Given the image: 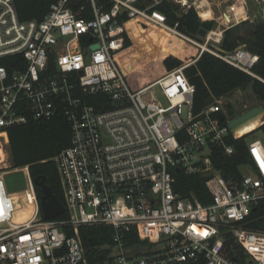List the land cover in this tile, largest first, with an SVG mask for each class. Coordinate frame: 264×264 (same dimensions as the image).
<instances>
[{"label": "built area", "instance_id": "1", "mask_svg": "<svg viewBox=\"0 0 264 264\" xmlns=\"http://www.w3.org/2000/svg\"><path fill=\"white\" fill-rule=\"evenodd\" d=\"M70 1L52 3L41 21H21L15 0H0V264H88L79 237L84 226L112 229L114 253L106 264H264V233L245 224L264 200V142H249L250 162L225 178L212 156L215 150L233 156L227 141L241 136L217 116L225 112L222 99L195 113L196 88L184 74L208 52L258 78L259 56L244 47L211 51L208 44L223 36L208 32L195 61L133 91L116 63L130 21L192 40L153 11L161 0L145 8L139 0H84L81 11L90 16L82 18ZM166 1L191 7L188 0ZM241 3L235 12L245 14ZM59 115L71 131L69 146L54 159L66 216L43 218L25 167V194L36 213L18 223V201L4 181L14 169L9 131ZM174 171L204 176L212 203L176 193ZM132 233L147 245L130 243Z\"/></svg>", "mask_w": 264, "mask_h": 264}, {"label": "trees", "instance_id": "2", "mask_svg": "<svg viewBox=\"0 0 264 264\" xmlns=\"http://www.w3.org/2000/svg\"><path fill=\"white\" fill-rule=\"evenodd\" d=\"M56 1L58 0H15V5L21 21H41L49 12L50 5ZM153 3L154 0H139L141 8ZM82 6H87L84 0H71L68 5L78 17L90 16L89 9L86 13L81 11ZM153 11L164 14L169 26L173 27L178 24V30L191 39L201 40L203 39L199 36L201 29L208 33L214 28V22L202 21L193 6L187 8L174 2L161 0V3L155 6ZM242 23L227 30L222 44L219 47L215 46L214 50L220 54H229L245 46L246 50L259 56V61L253 68V72L258 78L252 77L208 52L203 53L194 65L184 69V74L196 88L194 96L195 113L202 112L216 100L229 98L235 92L245 91L248 88H251L258 102L264 103V27L251 25L250 29L245 30V25H248L249 22ZM133 24L137 30L126 35L124 48L117 54L116 63L131 89L138 91L146 87L147 82H145L143 74L135 68L134 61L129 54L132 55L138 41L141 42L148 36L150 39H155L157 45L165 44L167 40L164 36H160V39L159 37L154 38L152 26L165 33L164 29L157 25L143 20H136ZM241 30H243L242 33H240ZM139 33H143V36L138 37L140 36ZM175 38L178 37L175 36ZM172 49L174 52H178L175 47ZM185 56V53H181L178 57H165L163 66L166 73H171L184 66L182 59ZM197 57V53L193 54L191 61H195ZM225 109L230 110L228 114L223 111L217 113L223 122L239 116L229 105H225ZM70 134V125L63 115H59L50 121H31L9 131L10 151L14 168L28 167L33 181H41L45 178V182L53 195L62 203H64L62 186L54 159L69 146ZM256 134L264 142V125L239 139L230 136L227 142L235 149V153L231 157L225 156L221 150H215L212 156L214 164L225 178L238 176L239 167L250 162L247 151L248 144L257 139L255 138ZM173 174L176 178L175 191L181 197H195L204 205L212 203V197L206 188L204 176L187 175L183 171H174ZM36 193L39 201H41L43 191L36 187ZM33 209L36 213L34 203ZM245 224L247 229L264 233V200L251 212ZM112 234V229L104 226H84L79 229V237L83 243L88 264H106L111 259L114 253ZM127 240L136 245H147L145 242H140L135 233H132ZM227 243L231 245L233 240L229 238Z\"/></svg>", "mask_w": 264, "mask_h": 264}, {"label": "rangeland", "instance_id": "3", "mask_svg": "<svg viewBox=\"0 0 264 264\" xmlns=\"http://www.w3.org/2000/svg\"><path fill=\"white\" fill-rule=\"evenodd\" d=\"M188 1L192 2L194 0H188ZM210 1H212L211 3L214 6L219 5V4L216 5V1L214 0H210ZM239 2L240 3L243 2L246 6L245 9L246 17L243 13L242 14L239 13L243 18L240 17L234 19V21L231 23L230 10L232 6L236 9V11L239 7L241 8L242 4L240 6ZM220 5L223 9L221 12L215 9V12L213 14L214 19L210 20V22H214V28L209 30V32H222L223 39L225 32L227 30L231 29L234 26L240 25L242 22L243 23L249 22L248 25H245L246 26L244 28L245 30L247 28L250 29L251 25H258L259 23H264V0H222ZM193 7L196 9L202 21L207 22L208 20L207 18H210L212 16V12H211L209 16L203 17L201 14L202 10L199 9V6L193 5ZM227 10H229L228 13ZM222 12L227 13V17H229V22L226 18L224 23V21L222 20L223 18ZM152 29L154 31V35H153L154 38L159 37L160 39V36L161 37L164 36L166 37L167 43L157 45V43H155V39H150V37L148 36L146 37L147 39L146 42H144L143 40H142L143 43L138 41L135 44L134 50L132 51V56L133 58H135L134 59L135 68L138 69L143 74V78H145L144 80H146V82H149L150 84L159 80L163 75H165L166 70L163 66V59L165 57L167 56L178 57L179 54L185 53L186 56L184 59H182V61L184 62V65L189 64L193 61V60L191 61L193 54L197 53L199 55L202 51L201 47L205 48L206 46V40L204 38L201 39L202 41L199 39L190 38L192 41H189L182 38H175V35H173L172 33L167 32L165 30H164L165 33H163L161 29L155 28L153 26ZM242 32L243 30L240 31V33ZM193 42H195L196 44H194ZM221 44L222 41L220 44H215L211 42L210 44H208L207 49L214 51V47L215 46L219 47ZM172 47H175L178 50V52H174ZM152 92L155 97L159 98L161 103H164L163 99L160 98V92L158 87L153 88ZM221 101L223 102L224 105V111L227 114L229 113L230 110L225 109V105H229V107H231V109L235 112L236 115H241L242 113L248 111L253 107L261 106V103L256 100L251 88H248L245 91L239 90L235 92L233 95H231L229 98H224ZM255 136H256L255 138H260L258 134H256ZM4 181L7 187V191L11 194H15L14 197L18 201V207H17L18 209L16 210L15 213L16 221L18 223H21L32 219L35 216V212L33 209V203H30L28 196L25 194V192L28 189L25 170L24 169L15 170L14 168L13 171H11L8 174V176L5 177Z\"/></svg>", "mask_w": 264, "mask_h": 264}, {"label": "water", "instance_id": "4", "mask_svg": "<svg viewBox=\"0 0 264 264\" xmlns=\"http://www.w3.org/2000/svg\"><path fill=\"white\" fill-rule=\"evenodd\" d=\"M258 26L264 27V23H259ZM199 36L201 38H205L207 36V31L201 29L199 31ZM243 47L245 48V46ZM97 48V45L94 46V49ZM258 117H262V120H264V107L262 106H256L249 109L241 115L229 120L226 125L231 134L237 135V131L240 128L257 119ZM34 185L43 191V197L40 201V210L43 218L45 220H54L61 217L65 213V207L62 202L53 195L45 182V178H43L41 181H34Z\"/></svg>", "mask_w": 264, "mask_h": 264}, {"label": "bare ground", "instance_id": "5", "mask_svg": "<svg viewBox=\"0 0 264 264\" xmlns=\"http://www.w3.org/2000/svg\"><path fill=\"white\" fill-rule=\"evenodd\" d=\"M199 3V2H198ZM200 8H204L205 9V5H208L210 6L211 4L206 1V0H203L201 3L198 4ZM236 9L232 6L231 10H230V22L232 23L234 21V19H237V18H240L242 17L239 13H236L235 12ZM202 16L203 17H207L211 14V10L208 8V9H205L202 13ZM227 20L229 22V17H227ZM262 117H258L257 119L251 121L250 123L246 124L245 126H243L242 128H240L238 131H237V136H244L246 134H249L251 132H253L254 130H256L262 123Z\"/></svg>", "mask_w": 264, "mask_h": 264}, {"label": "crops", "instance_id": "6", "mask_svg": "<svg viewBox=\"0 0 264 264\" xmlns=\"http://www.w3.org/2000/svg\"><path fill=\"white\" fill-rule=\"evenodd\" d=\"M202 1H203V0H196V1L194 0V1H192V2H190V1H188V2H189V4H190L191 6H193V5H198V4L201 3ZM207 1L211 4L210 6L205 5V9H208V8H209V9L211 10V12H212V16H211L210 18H207V19L210 21V20L214 19V18H213V14H214V12H215V9L219 10L220 12L222 11L223 8H222L221 5H220L222 0H214V1H216V5L219 4L220 6H219V5H218V6H214V5L211 3L212 1H210V0H207ZM198 2H199V3H198ZM214 3H215V2H214ZM239 4H240V6H241L242 3L239 2ZM198 6H199V5H198ZM214 7H215V8H214ZM199 9H201L202 12L205 10L204 8L202 9V8H200V7H199ZM228 11H229V10H227V13H228ZM227 13L222 12V15H223L222 20L224 21V23H225V20H226V18H227ZM244 15H245V17H246V14H244ZM136 20H139V19H134V20L130 21V22L127 24V31H128V33H130V32H131V33H132V32H136V30H137V29L135 28L136 26H135V24H133V22H135ZM208 20H207V21H208ZM139 34L143 36V33H139ZM138 37H141V36H138ZM143 41L146 42L147 39H145V40H143ZM143 41H141V43H143ZM129 56L131 57V59L134 61V64H135V60H134L135 58H133L132 55H130V54H129ZM145 82H146V80H145ZM148 84H150V83L147 82V85H148Z\"/></svg>", "mask_w": 264, "mask_h": 264}]
</instances>
